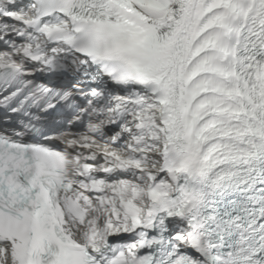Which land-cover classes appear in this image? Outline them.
<instances>
[{
  "label": "snow or ice",
  "instance_id": "6c2138e0",
  "mask_svg": "<svg viewBox=\"0 0 264 264\" xmlns=\"http://www.w3.org/2000/svg\"><path fill=\"white\" fill-rule=\"evenodd\" d=\"M0 264H264V0H0Z\"/></svg>",
  "mask_w": 264,
  "mask_h": 264
}]
</instances>
